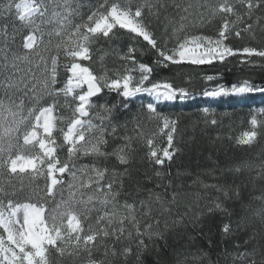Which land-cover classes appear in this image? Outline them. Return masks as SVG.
<instances>
[{"label":"snow or ice","instance_id":"6c2138e0","mask_svg":"<svg viewBox=\"0 0 264 264\" xmlns=\"http://www.w3.org/2000/svg\"><path fill=\"white\" fill-rule=\"evenodd\" d=\"M185 65L213 73L202 98L264 94V77L242 75L264 69V0H0V264H188L169 238L194 241L205 219L218 227L199 234L220 250L215 260L198 250L194 262L264 264V147L223 163L210 152L190 184L188 170L171 171L182 115L164 109L196 96ZM232 67L236 80L221 82L217 69ZM199 111L193 127L223 126L209 107ZM144 121L157 132L145 137ZM247 123L227 136L244 153L264 140V109ZM129 124L134 136L120 135ZM110 138L122 143L109 152ZM223 139L209 142L218 152ZM136 140L151 175H132ZM249 187L259 194L246 196Z\"/></svg>","mask_w":264,"mask_h":264},{"label":"trees","instance_id":"16d2710c","mask_svg":"<svg viewBox=\"0 0 264 264\" xmlns=\"http://www.w3.org/2000/svg\"><path fill=\"white\" fill-rule=\"evenodd\" d=\"M88 3H94L95 0H87ZM82 14L87 12V8L81 9ZM79 19V18H77ZM47 38V37H46ZM121 47L124 44L128 43L127 41H121ZM144 60H149L150 58L145 56ZM235 59V58H233ZM106 61L110 67H112V58L106 57ZM91 63V61L85 62ZM205 70L211 69L212 66L204 65L199 66ZM197 68V66H188L185 65L184 69L185 72L192 77V84L195 87L196 96L193 100L188 101L187 103L175 104L174 106H169L164 109L166 114L173 115V114H181L182 119L179 124L178 133L174 139V144L177 145L181 151L177 153V155L173 158L174 163L172 165V173L175 174L177 169L180 170L181 173H184L185 170H188L189 175H182L181 179L185 182L190 184L191 181L195 178V174L197 173L198 169L209 167V162L207 161L206 157L210 152H212L215 156L219 158V160L223 163L228 159L232 158H240V157H254L260 150L261 147H264V140H261L259 145L254 146L249 153L241 152L235 149L232 143L229 142L227 136L231 135L233 137L239 135L242 131L248 129V119L249 113L251 112L246 106L243 107L242 104L245 102H255L262 98V95H253L244 98H236L230 99L226 101H220L218 103L213 104L210 109L216 113L218 117L223 116L224 123L222 127L219 128H208L204 129L203 123H198L195 127H193V121L198 120L201 115L199 109L204 107L206 101L202 99L200 93L203 90L205 84L209 87L212 86L213 82H207L202 79L205 74H213L211 71L206 72H199V71H190L191 69ZM59 79H63L66 77V73L63 69H59ZM218 72L222 73V80L221 82L232 83L237 78V69L232 67L231 70H227L224 68L217 69ZM157 73L161 77H167L172 75L166 69H157ZM242 75L244 76H251L254 80H260L264 77V69H261L259 66H254L244 72ZM187 79V75L185 77ZM179 82V81H178ZM60 86L59 84L57 85ZM187 86V85H185ZM201 98H197V97ZM109 102H112L116 99L115 94H112L108 97ZM242 103V104H241ZM138 106V103H133L130 105L131 109L134 111ZM226 114V115H225ZM123 120V114L121 116V122ZM133 125H128V130L125 132L124 128H119L118 133L120 135H130L134 136L132 131ZM156 130L155 122H148L144 121L142 123V131L145 137L151 136V133ZM217 132L221 133L224 136L223 142L221 144L220 141H217L216 147L219 148L217 152L215 148L210 144V139L215 137ZM122 143L120 140H111L110 143L106 147V151H111L112 148L118 144ZM134 147L136 148V153L134 160L131 164L133 169L132 175L134 177H142L144 172L147 170L149 175L152 174V170L149 168L148 163L145 161L143 163L140 162V158L145 155V150L147 149L146 145L144 144L143 140H136L134 141ZM116 163L115 157H110L109 159V166ZM206 182H211L207 176L202 177ZM196 188H193L195 191ZM249 193L255 195L259 194L258 190L253 191L251 187L246 191L245 195L248 196ZM65 197L68 195L67 190L64 192ZM212 195H215L213 192ZM204 204V201H201V205ZM218 219V218H217ZM209 227H211L214 232L218 227L216 219H205L204 226L202 228H198L192 231V235L195 237L194 241H188L187 237H183L182 239L179 237H170L169 244L173 248H177L182 253L181 259H183V254H189L188 257V264H199V262H194L191 258L190 254H198V250L206 251L209 253V257L213 260L216 259V252L220 249L218 247H210L208 244V240L203 238L199 233L208 231ZM212 240L214 243L219 242V235L214 234L212 235ZM163 244V241L160 242ZM146 264H152L153 257L152 256H145ZM67 264H73L71 258L68 259ZM76 264H80L79 259L77 260Z\"/></svg>","mask_w":264,"mask_h":264},{"label":"rangeland","instance_id":"374dc122","mask_svg":"<svg viewBox=\"0 0 264 264\" xmlns=\"http://www.w3.org/2000/svg\"><path fill=\"white\" fill-rule=\"evenodd\" d=\"M61 60H63V57H61ZM61 69H63L61 67ZM58 72H60V70H58ZM58 78L59 75H58ZM254 95H262V98L257 100V103L255 102H245V103H241L243 107H247L251 112H255L259 109H264V94H254ZM249 96H253V95H249ZM249 96H246V97H249ZM236 98H244V97H229V98H219V99H206V98H203L205 101H206V104H204V106H207V107H212L213 104L215 103H218L220 101H226V100H230V99H236ZM186 103V102H185ZM183 103V104H185ZM181 104V103H180ZM248 127H249V124H248ZM157 132V128L156 130L153 132L155 133ZM152 135V133H151ZM154 145L159 147L161 150L165 147H167V139H166V135H157L155 138H154ZM147 149L145 150V153H146Z\"/></svg>","mask_w":264,"mask_h":264}]
</instances>
